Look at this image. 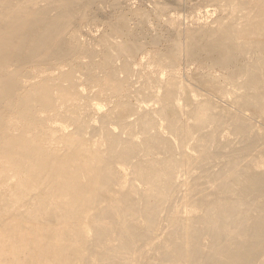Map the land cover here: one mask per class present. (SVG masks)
Returning <instances> with one entry per match:
<instances>
[{"label": "bare ground", "instance_id": "1", "mask_svg": "<svg viewBox=\"0 0 264 264\" xmlns=\"http://www.w3.org/2000/svg\"><path fill=\"white\" fill-rule=\"evenodd\" d=\"M0 264H264V0H0Z\"/></svg>", "mask_w": 264, "mask_h": 264}]
</instances>
